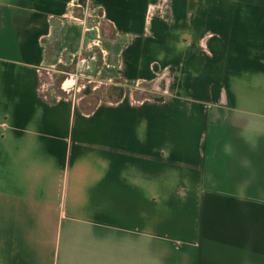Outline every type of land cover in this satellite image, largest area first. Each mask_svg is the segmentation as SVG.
<instances>
[{"label": "crops", "instance_id": "crops-1", "mask_svg": "<svg viewBox=\"0 0 264 264\" xmlns=\"http://www.w3.org/2000/svg\"><path fill=\"white\" fill-rule=\"evenodd\" d=\"M69 1L0 0V264H264V0H86L114 99Z\"/></svg>", "mask_w": 264, "mask_h": 264}, {"label": "built area", "instance_id": "built-area-1", "mask_svg": "<svg viewBox=\"0 0 264 264\" xmlns=\"http://www.w3.org/2000/svg\"><path fill=\"white\" fill-rule=\"evenodd\" d=\"M96 5H90L86 0H70L68 2V8L65 15L80 23L84 31L94 30L96 31L95 36L90 42L87 43V47L91 48V44L96 45V52L92 51L90 54L81 57L77 62V67L73 72H69V75L64 78L61 82V88L68 94V96H75V93L81 88L90 86L91 88H96L100 85V81L96 79V75L93 73H87L85 67H88L87 61L91 58L96 59V54L100 53L101 56L106 55V49L101 45V18L103 13H101ZM91 19V22L89 21ZM50 67H45V71L50 73ZM81 79V82L77 84V80ZM91 83V85H90ZM48 85V81H41L39 88L45 95V87ZM62 97V95H57Z\"/></svg>", "mask_w": 264, "mask_h": 264}, {"label": "rangeland", "instance_id": "rangeland-1", "mask_svg": "<svg viewBox=\"0 0 264 264\" xmlns=\"http://www.w3.org/2000/svg\"><path fill=\"white\" fill-rule=\"evenodd\" d=\"M89 21L91 22V19H89ZM104 27L101 26V35H104L105 31H104ZM107 31V30H106ZM96 31L94 30H89V31H84V44H83V48L80 52L73 54V55H69L68 57H70V60H63L62 62H60L58 65H54V66H49L50 67V72L52 73V77L47 78L45 81H48V85L45 87V91L46 92H59V95L62 96H68V94L61 88V82L64 78H66L69 75V72H73V70H75L76 68V62H78V60L83 57L86 56L88 54H90L92 51L96 52V45L91 44V48H88L86 45L88 42H90L92 40V38L95 36ZM102 40V38H101ZM101 45L104 47V42L102 40ZM100 54V53H99ZM101 57V55H100ZM76 60V61H75ZM55 70V71H54ZM62 70V71H61ZM81 82V79L77 80V84ZM91 85V83H90ZM136 85L142 86L143 90H141L143 92V94H147L148 91V85L146 83H131V86L134 87ZM53 86V87H52ZM122 86V85H121ZM128 86V85H127ZM125 86H122V88ZM119 83H113V82H109L107 84L101 83L100 85H98L95 89H94V93L90 94L92 95L91 97L94 99L95 97L97 98V96H99L101 94V92H103L104 90H108V95L110 93V96L112 99L117 98L118 94L115 93L117 89H119ZM91 87L87 86L85 88H81L79 91L76 92V95H79L80 93L83 92H87L88 90H90Z\"/></svg>", "mask_w": 264, "mask_h": 264}, {"label": "trees", "instance_id": "trees-1", "mask_svg": "<svg viewBox=\"0 0 264 264\" xmlns=\"http://www.w3.org/2000/svg\"><path fill=\"white\" fill-rule=\"evenodd\" d=\"M118 95H120L122 93V87H120L119 89L116 90V92Z\"/></svg>", "mask_w": 264, "mask_h": 264}]
</instances>
